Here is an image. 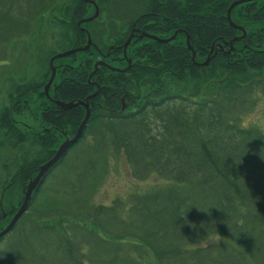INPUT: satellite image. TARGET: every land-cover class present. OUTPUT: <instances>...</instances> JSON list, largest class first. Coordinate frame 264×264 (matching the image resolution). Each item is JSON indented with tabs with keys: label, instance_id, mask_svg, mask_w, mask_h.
<instances>
[{
	"label": "trees",
	"instance_id": "obj_1",
	"mask_svg": "<svg viewBox=\"0 0 264 264\" xmlns=\"http://www.w3.org/2000/svg\"><path fill=\"white\" fill-rule=\"evenodd\" d=\"M234 1L48 0L49 11L63 10L50 39L41 31L34 40L38 76L22 72L10 86L14 105L0 110L9 154L0 160V226L86 117L84 105L55 99L89 97L90 113L81 139L0 241V264H264V127L243 120L264 95V0L236 4V26L227 18ZM3 11L0 22L16 27L17 15ZM88 36L84 56L50 63L56 46H83ZM29 114L39 115V131L13 127ZM122 152L133 177L167 182L94 203ZM202 224H215L209 232L220 243L198 244L208 234Z\"/></svg>",
	"mask_w": 264,
	"mask_h": 264
},
{
	"label": "rangeland",
	"instance_id": "obj_2",
	"mask_svg": "<svg viewBox=\"0 0 264 264\" xmlns=\"http://www.w3.org/2000/svg\"><path fill=\"white\" fill-rule=\"evenodd\" d=\"M6 9L11 10V13L17 15V17H15L14 19V21H17V25L16 27L15 25L13 26L15 28L14 30L6 31L7 29L13 27L8 26L6 23L3 24V22H0V28L2 25L0 31V110L4 106H9L11 108V105H14V100L9 97L10 91L12 89V87L10 86L11 84H13V82H20L21 77H23L20 75L22 72H28L29 70L33 69V71L26 74L30 77L34 75L38 76L36 75V72L38 71L39 67L37 64H34L37 59L36 57H31L32 54H34V40L37 39V36L40 35L41 31L45 33V39H50V27H53L57 20V15L61 14V11L63 10L61 8L60 11H49L48 0H16L15 3H12L10 0H1L0 16L3 15V12L6 14V12L3 11ZM94 13L95 6H92L88 14L94 15ZM53 14L54 20L50 24V18L53 16ZM1 19L2 18H0V20ZM46 21L48 22L49 28L47 30H43L44 23ZM44 44L45 46H47L48 42L45 41ZM84 45L82 47H84ZM55 49L57 51H61V48H59L58 46H56ZM80 52L84 51L76 52L78 59L84 56L83 54L81 55ZM54 66L56 76V64ZM50 85L52 86V83ZM262 97L263 98L254 107V110L244 116V123L247 124L258 122L262 127H264V95H262ZM33 100L36 101L38 99H35V97H33L31 99V104L33 103ZM37 103L39 102L36 101V104ZM16 119L17 120L13 127L15 128L18 125L26 124L25 131L27 130V132H30L31 134L33 130L39 131L38 128L41 129L42 127L39 115H33L31 117V115L29 114V116L24 115L22 117H16ZM34 119L40 121V124L38 122H35ZM18 127L20 130H22V128L25 126ZM3 130L4 129L1 127L0 145L2 146L0 147V160H2L3 157L8 154V151L6 150L8 145L1 142L4 139L2 138L1 134ZM67 136H65V138ZM7 140L8 139H5L4 141ZM72 154L74 155L75 151H73ZM52 171L49 172L48 177L51 175ZM166 182L167 180L159 176L157 173L151 174L143 180L133 177L131 169H129L127 158H125L122 152L117 158L111 159L109 172L103 178L102 184L96 190L93 202L99 204H113V202L117 198H124L132 190L146 191V189L149 187H153L159 184H165ZM8 222L9 220H6L0 227L5 226ZM214 242V240L208 241L207 244ZM198 244L203 245V239L199 240Z\"/></svg>",
	"mask_w": 264,
	"mask_h": 264
},
{
	"label": "water",
	"instance_id": "obj_3",
	"mask_svg": "<svg viewBox=\"0 0 264 264\" xmlns=\"http://www.w3.org/2000/svg\"><path fill=\"white\" fill-rule=\"evenodd\" d=\"M92 2V0H90ZM247 0H235L231 6L228 8V14H227V18L229 19L230 22H232V18H231V9L233 7H235L236 4L239 3H243L246 2ZM96 6V5H95ZM98 13V6H96V11L94 13L97 14ZM94 15L89 17L88 19H92L94 18ZM234 24V22H232ZM177 33V31L174 32L173 36L171 38H173L175 36V34ZM146 34V33H144ZM148 35V34H146ZM150 36L154 37L152 34H149ZM131 36L128 38L127 42L123 45L124 46V55L126 56V46L128 45L129 41L131 40ZM170 38V39H171ZM88 42L84 45V47L82 46H77V47H73V49H69V50H65L63 52H59L57 54H54L52 56V59L50 61V63L52 62V60L54 58H58V57H63V56H68L71 54L76 53L77 51H84L85 49H88L90 47V45L92 44V39H90V37L88 36ZM187 45L189 46V48L193 51L194 54V49L192 47V45H190V36H187ZM212 52V50H211ZM101 61L96 62L95 67H97L99 65ZM103 62V61H102ZM51 77L49 78L48 82L45 84V93H48V90L50 88V84L53 81V78L55 76V66L52 65V71H51ZM92 95H95V92L92 93ZM91 96V95H90ZM88 99L89 97H87L85 100H76V101H61L58 99H55L57 104L63 108L65 107H73L76 106V104H82L86 107V114H85V118L84 120L81 122V124L78 126L77 131L74 133L73 136L69 137L67 136V138H65V140L63 142H61V144L56 148V152L54 153V155L52 157H50L49 159H47L43 164H41L38 168L37 174L30 178V180L28 181V185L27 188L25 190V194H24V199L22 201V203L18 206V209L15 211V213L12 215L11 220L5 225V227L0 228V240L3 239L4 237H6V235L12 230V228L15 226L16 222L20 219V217L26 213V211L29 209V205L32 201V193L33 191L40 185V183L42 182V180L46 177V175L49 174V171L54 169L57 164L62 162L63 157L66 155L68 149L70 147H72L73 145H75L76 143H78V141L81 139V136L83 135V131L85 129V125L86 122L88 121V115L90 113V106L88 105Z\"/></svg>",
	"mask_w": 264,
	"mask_h": 264
},
{
	"label": "clouds",
	"instance_id": "obj_4",
	"mask_svg": "<svg viewBox=\"0 0 264 264\" xmlns=\"http://www.w3.org/2000/svg\"><path fill=\"white\" fill-rule=\"evenodd\" d=\"M185 221L188 222L187 219H186V217H185ZM188 223H191L193 228H196L197 227L194 222H188ZM201 226L207 227V233H208L207 236L203 238L204 246H207V242L208 241H212V240L220 243V241H221V235L220 234L216 235V234H213V233H210L209 232V227L210 226L216 228L215 227V224H207V225H203L202 224Z\"/></svg>",
	"mask_w": 264,
	"mask_h": 264
},
{
	"label": "bare ground",
	"instance_id": "obj_5",
	"mask_svg": "<svg viewBox=\"0 0 264 264\" xmlns=\"http://www.w3.org/2000/svg\"><path fill=\"white\" fill-rule=\"evenodd\" d=\"M227 14H228V12H227ZM231 18H232V15H231ZM229 22H230V21H229ZM232 22H234L233 19H232ZM232 22H230V23H231L233 26H236V25H237L235 22H234V24H233ZM130 41H131V40H130ZM130 41H129V42H130ZM127 46H128V45H127ZM127 46H126V47H127ZM123 47H124V46H123ZM66 138H67V137H66ZM55 152H56V151H55ZM40 165H41V164H40ZM40 165H39V166H40ZM38 168H39V167H38ZM52 170H53V169H52ZM52 170H50V171H52ZM37 171H38V169H37ZM37 171H36V174H37ZM50 171H49V172H50Z\"/></svg>",
	"mask_w": 264,
	"mask_h": 264
}]
</instances>
